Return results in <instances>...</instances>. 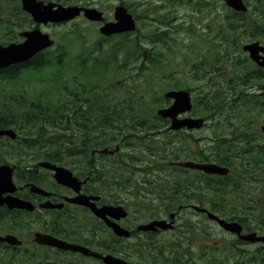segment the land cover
<instances>
[{
    "label": "rangeland",
    "instance_id": "rangeland-1",
    "mask_svg": "<svg viewBox=\"0 0 264 264\" xmlns=\"http://www.w3.org/2000/svg\"><path fill=\"white\" fill-rule=\"evenodd\" d=\"M42 1H52L63 6H85L97 8L98 10L104 12L107 20H114L115 8L122 4L128 7L131 14L135 17L137 21V30L133 33L122 36L120 35L116 38L105 41L103 40L104 37L100 33V27L102 26L101 23L90 22L81 16L74 21L61 25L49 24L38 26L33 22L32 18L21 9V0H0V44L6 45L7 43L16 42L21 39V33L38 28L42 32L49 34L55 42H57V46L68 48L70 52L68 57L74 58V61L77 57H80V55H82L87 62L92 61L93 58L102 59L108 56L110 52L120 43L126 45L128 48L131 46L139 49L140 51H143L142 48H150L152 50L160 49L164 52L160 59V63L153 66L143 61L140 51L127 57V48L122 47L123 49L121 48V53H118V61L115 63L111 62L109 69H107L103 76H101V89H103L105 96H108L110 100L109 105H121L123 101L127 102L128 99H131L130 96H134L136 100H139V104L137 105L140 107L141 117L144 118L148 124L157 125V128H150L153 130H145L150 134H145L144 137L135 136L129 138L125 142H122L121 137L126 130H121L120 127H117L116 125L107 127L102 130H104L107 136L114 138L115 141L107 145L105 148L115 152L117 147L120 148L121 145L119 152L112 156L109 155L105 157L96 155L93 159L90 154L87 157L79 155L73 158V165H64L72 169L77 174L80 172L81 168L86 170V173L88 170H92V168H94L93 163L88 162V160H95L97 165L105 168L102 171V176H105L103 180L111 184L110 189L107 191L108 193H106V191L103 193L107 201L112 202L118 196L119 198L124 199L133 196L131 187H128L127 191H125L121 189L120 186L116 185V179L120 176V174H125L129 177L134 176V180L141 182H143V180H154V178L160 179L161 176L163 178L168 177L167 173L170 170L168 165L172 161L174 142L179 144L178 148L185 146L186 148L184 147V150H188L189 152H192L194 149H198L199 144H201V148L210 151L212 154L213 147L220 146L219 139L230 138L229 134L230 131L233 130V127H228V124H225L224 119L218 114H214L213 117H206L201 110L202 106H197L198 99L202 98L205 92L213 89L214 87H217L219 91L222 90L220 92V98L227 95L224 88L227 86L225 76L226 74H230V69H228L229 71L225 69L227 64H223L220 67L218 66L215 69L209 68L211 62L214 60L213 56L218 53V46L221 44V41L219 40H215V42L214 39H210L214 38V35L210 36V28L212 27L213 21L212 18L215 17L216 14L219 18H222L224 15L232 13V10L227 8L224 4V0H192V2L189 0ZM198 3L202 5H199ZM249 3L250 7L248 20L252 23V19L256 15L257 10L252 7L255 4L254 0H250ZM206 4H208V6H206ZM206 7L207 10L202 13V10ZM150 11L156 12L158 16L155 17L154 14L149 15ZM249 27L250 26L248 25V29ZM153 30H156V32L166 30L168 36L170 37L169 42H167L166 45H150L149 37L152 35ZM244 30H240L238 40L235 45L236 48L234 47L235 42H230L227 46L230 49L233 48V51H236L233 55V57L236 56L237 58L235 62H243L238 65V69L241 73L256 69V65L252 63L248 54L244 53L242 47L245 44L254 42H260L264 45L263 39L260 37L252 38L249 36L250 32L245 33ZM99 43L102 44V50H100ZM200 62H203V64ZM90 74L91 69L87 71L86 75ZM32 75L34 77H39V75ZM72 75L67 74L68 77ZM85 78L86 79L81 78L83 83H80L85 85L87 92H90L91 89L95 87H93V82H89L87 77ZM96 78L97 76L93 77V79ZM23 82V86L27 88L26 93L30 94L32 97L39 95L38 93L40 92L41 96L45 99L52 100V95L56 92L55 90L47 91L48 85L41 88L35 78H31L27 81L24 77ZM66 83L70 84L71 78L68 79ZM259 83L263 84V82L257 81L251 82L248 86L242 85L240 87L241 95L249 96L257 94V96H261V101L264 100V93L259 89H256ZM176 84H181V88L190 91L192 94L194 109L188 116L204 118L206 123L202 129L188 132L181 131L178 134H174L173 131L171 132L167 130L168 124L155 118L157 110L165 108L169 105V102L165 98V94L169 91L175 90L174 87ZM71 85L74 86V83L72 82ZM24 87H22V89ZM12 99L13 97L11 98L9 95L6 97L4 94L0 93V109L4 107L5 103L11 101ZM93 101H96V99ZM67 105H69V108L73 107V103L70 100H68ZM83 109L84 107L81 108V111H84ZM262 119V125L258 128L260 132L257 134V141H254L253 145H256L257 143L264 145V133L261 132V127L264 126V113L262 114ZM102 130L98 132L99 135L102 134ZM138 131L139 130H137V132ZM47 132H52V130ZM69 132L71 131L69 130ZM27 134L28 131L18 132L17 141L0 138V164L5 163L1 161L3 157L6 158V163L13 164L19 167V169L25 168L30 166L32 163H37L39 161V155L42 153V150L40 149L41 147L38 148L36 143L26 141L28 138V136H26ZM72 140L75 142H70V145L77 143V138H73ZM79 142L80 140L78 139V143ZM42 144H44V146H48V143H41L40 145ZM235 144L240 145V143ZM25 145L32 146L28 147ZM157 147H160V150L165 147V150H167L166 153L164 154V151H153L156 149L159 150ZM220 147L222 149L226 148L222 146ZM150 149L153 150L149 151ZM210 152L207 153L210 154ZM124 164H128L129 168H124V166H122ZM160 165L168 166V169L166 170L167 173L157 172ZM262 166L263 167L261 169L256 168V172L250 179L251 185L247 189L241 188V192H239L240 197H242V195H246V191L248 192V197H252L251 203L252 207L255 209L250 211V213H252L251 215H248L249 213L246 215L245 211L241 210L238 206L231 204L232 198L229 191L230 186L225 187V190L223 191L227 192L225 196L223 193H209L211 202H218L219 198L224 199L226 201V205L230 206L229 208L233 213L237 212L241 215V217L246 220L244 223L246 224L249 232L256 231L258 233H264V230H262L264 229V219L261 221V219L264 218V164H262ZM251 167V165H248L249 169H251ZM110 177L112 179H110ZM234 178L236 177L232 174L231 179L234 180ZM17 179L18 176H16V181L18 182L19 180ZM151 185L156 187L161 186L154 184ZM104 186L105 190L109 187L106 186V184ZM143 186L145 187V185ZM147 187H145L147 192L145 198L153 201V203H150L151 209L144 211L135 205H132V207L128 209V220L134 229L139 224L149 222L152 219V214L155 213H160L159 218H169L170 213L165 210L167 201L162 199L159 195H149L148 192L150 191H148L149 189ZM171 209L172 211L174 210V208ZM146 214H148L147 217ZM201 222V219L191 215H186L182 218V223L185 224V231L186 229L193 230V224ZM42 226L43 219L38 215H20L19 219L3 215L0 220V234L4 235L6 233H14L16 236H19L27 241V247H29L32 246L33 233L40 230ZM207 228L210 232L209 241L207 242L209 244V248L207 250L210 251L207 252L209 253L208 255L211 253L220 254L218 256L221 257L230 255L228 257L231 258V260H236L237 256L240 258L250 257L260 248L258 245L240 246V251L236 256H234L233 252H229V247H231L234 242L233 240L236 238L222 231L216 224L211 223ZM96 231L103 236V229L98 227ZM180 239H182L181 234L179 235V233L176 232L162 233L161 235L151 239L147 237L146 242L143 239L140 240L138 238H132L129 241L131 246L129 248L130 251L128 253V259L132 260L134 264H140V262L143 263L147 259V256H155V254H157L156 252L162 251L161 248L169 246L171 243H174V246L178 243L184 248H188L184 244L178 242ZM216 244L218 248L216 247ZM190 246L193 247L191 250L193 258L197 260L198 263L203 264L205 260L203 261L199 257V255L202 254L201 247L195 246V243H190ZM29 248L32 250L31 247ZM121 250L122 249H120V251ZM3 251L4 250L0 248V252ZM171 252H173V250ZM37 253L38 256H44L40 251ZM48 255H52V257H54L53 252H49ZM88 261V264H98V262L93 260ZM157 262L158 263L156 264H163L162 258H159ZM76 264L83 263L77 262Z\"/></svg>",
    "mask_w": 264,
    "mask_h": 264
},
{
    "label": "trees",
    "instance_id": "trees-1",
    "mask_svg": "<svg viewBox=\"0 0 264 264\" xmlns=\"http://www.w3.org/2000/svg\"><path fill=\"white\" fill-rule=\"evenodd\" d=\"M192 2V0H189ZM248 3L250 0H247ZM255 4L252 6L257 10L256 15L252 19V23L248 20V14L232 12L228 15H224L222 18L216 14L213 17L211 35H214L215 40L221 41L218 53L213 56L214 60L211 62L209 68L215 69L218 66L227 64L225 69L229 71V75L226 74L227 86L224 87L227 95L221 97V91L217 87L205 92L202 98L198 99L197 106H202V111L206 117H213L214 114L220 115L225 124L228 127H233L230 131L229 139H225V143L228 146V152L234 154L231 158L228 157L225 160V165H230L233 160L240 158V162L243 161L246 164H242V174H250V169L248 165L252 167H257L261 169L264 164V145L256 144L253 145L254 141H257V134L260 132L258 128L262 125V114L264 113V100L261 101V96L257 94L244 96L240 93V87L248 86L251 82H263L259 83L256 89L264 91V70L256 68L255 70L246 71L241 73L238 69V65L243 62L236 63V56L233 55L236 51L233 48L230 49L228 43H234L236 48V41L238 40V35L240 30L245 28V33H249L250 37H260L264 40V0H254ZM199 5H202L198 3ZM176 6V5H175ZM208 6V4H206ZM250 6V3H249ZM209 9V8H208ZM207 7L202 10L206 11ZM158 16L156 12H149ZM160 21V16H159ZM248 25L250 26L248 29ZM169 36L166 30L161 32H152L149 37L150 45L159 46L160 44H167L169 42ZM216 42V41H215ZM218 43V42H217ZM127 48L128 56L138 53L140 50L134 47H127L126 45L120 43L115 49L110 53V58L97 59L94 58L92 61L87 62L84 58L78 59V65L73 69V65H66L64 62V54L61 53H49L46 55L48 58L46 60H40L38 56L34 58L33 61L20 66H15L10 69L0 72V90L5 89L10 93L13 99L9 102V106L0 112V128L12 127L19 132L28 131V136L26 141L33 143H41L44 139V143L53 145L64 144L67 142H75L72 140L75 136L72 132H68L71 128L74 134L81 133L78 138H81L80 147L73 146L68 149L65 148H51L42 146L40 149L43 151L41 157L43 159H56L59 161H66L70 156L76 153H82L81 151H88L91 148H99L105 145L111 144L114 138L107 136L102 129H106L110 126L120 127L121 130H126L122 135L121 141L125 142L131 137L143 136L145 134H150L145 130H153L150 128H157V125H151L146 122L144 118L141 117L140 107L137 104L139 100H136L134 96H130L127 102L121 105H109V98L105 96L103 89H101V76L104 72L109 69L111 62L118 61L119 49ZM122 48V49H123ZM140 51L143 61L149 65H157L160 63V59L163 56V51L160 49L152 50L150 48H142ZM109 57V56H108ZM53 58V59H52ZM91 63L89 68L91 69V74L86 75L89 68L88 64ZM203 64V62H200ZM113 64V63H112ZM230 64V66H229ZM62 65H64V71L68 72L72 67L73 71L76 70V75L71 79L74 86H62L66 80L63 79ZM56 67L55 71H50L51 68ZM105 67V70H104ZM104 70V71H103ZM49 71V72H48ZM24 74H35L41 75L45 74V78H41L43 81L40 84L41 88L47 87V91L55 90L56 92L52 95V100H47L43 96L39 95L30 96L26 93L27 88L22 84V77ZM115 74V72H114ZM93 75V76H92ZM92 76V77H91ZM97 76L96 79H93ZM89 82H93V89L87 92L85 85L81 84V78L86 79ZM103 80V79H102ZM83 83V82H82ZM22 87H24L22 89ZM223 88V89H224ZM175 90H180L181 84H176ZM4 92V91H2ZM8 94L7 92H4ZM96 101H93L95 100ZM68 100L73 103V107L69 108L67 105ZM168 101V100H167ZM201 101V102H200ZM108 102V103H107ZM141 103V102H140ZM65 107L68 110H65ZM84 107L86 112H80L81 108ZM156 119H160L157 115ZM163 121L162 119H160ZM123 122V123H122ZM67 124V126H65ZM122 124V125H121ZM52 130V132H47ZM78 130V131H77ZM80 130V131H79ZM102 130V134L99 135V131ZM137 130H139L137 132ZM57 134V135H56ZM69 134L68 136L65 135ZM233 142H242L241 146L237 147L232 145ZM172 145V144H171ZM32 146V145H29ZM169 147V146H168ZM156 150L150 149L149 151L162 152L164 154L167 150H160V147ZM51 149V150H50ZM60 152L64 154H60ZM171 155V150H170ZM64 159V160H63ZM172 159L174 160V154H172ZM124 168L128 169L129 165H122ZM168 166L160 165L158 172H166ZM167 173V172H166ZM168 177L160 179L154 178V180H143L137 181L133 177H129L125 174H120L116 179V185L120 186L121 189L125 190L131 187L133 191V196L129 199L117 198L116 202L125 204L127 207L131 208L132 205L146 211L150 209V203L152 200L145 198L147 195L145 187L149 184V195L157 193L162 199L166 200V209L174 208V171L169 170L167 173ZM111 178V177H110ZM112 179V178H111ZM163 179V180H162ZM115 182V181H114ZM162 183V184H161ZM106 184L111 186L107 181ZM161 185L160 187L153 186ZM145 185V187L143 186ZM245 185L242 179L235 183V187L241 189ZM212 193L216 194L223 193L224 196L227 192H222V188L218 189L213 183L211 184ZM217 189V190H216ZM221 191V192H220ZM239 194V193H238ZM247 196V197H246ZM238 206L241 210L245 211V214L251 215V210L255 209L252 207V198L248 197V194L242 195V197L237 198ZM216 208V206H214ZM213 208L214 210H216ZM238 208V209H239ZM220 211V209L216 210ZM148 214H146L147 217ZM228 218L232 221H239L244 223L246 221L237 212L225 213ZM18 217V216H17ZM151 217H157V213L152 214ZM20 216L18 217V219ZM264 218L261 219V221ZM245 224V223H244ZM264 224V222H263ZM240 243V242H239ZM237 243V244H239ZM2 247V246H0ZM238 246L233 245L232 248H237ZM2 249V248H1ZM3 252H0V264H56L57 260H51L46 256H38L37 252H42L41 254H49L48 250L39 247H33L22 249V248H3ZM238 252H234L233 255H237ZM227 256L211 255V259L206 264H264V248L260 247L258 251L251 255L250 257L237 256L236 260H231ZM158 263L156 260H151L150 264ZM58 264H72L70 261H66ZM196 264V263H194Z\"/></svg>",
    "mask_w": 264,
    "mask_h": 264
},
{
    "label": "flooded vegetation",
    "instance_id": "flooded-vegetation-1",
    "mask_svg": "<svg viewBox=\"0 0 264 264\" xmlns=\"http://www.w3.org/2000/svg\"><path fill=\"white\" fill-rule=\"evenodd\" d=\"M22 41H24V38L22 39L21 37V39H19L17 42L19 43ZM56 50H58L59 53L62 52V54H64V60H66L65 58H69L68 54L70 52L68 48L59 47L56 48ZM44 58V55H41L39 57L40 60H44ZM73 61L74 58H69L66 62V65H75ZM182 131L188 132L185 129H183ZM179 132L181 131H174V134H178ZM200 146L201 144H199L198 149H194L192 152H189L188 150L180 151L179 149L181 148H178L179 144H176V142H174L173 166L175 211H173V213L175 214V218L173 219L174 228L170 231L159 230L158 232H138L137 226L134 229L132 224L128 220V215L126 218L119 220V223L122 225V227L128 229L131 232V237L122 238L116 236L113 230L108 227V225L104 221H102L92 213L90 208L80 206L68 201V199H73L79 194H82L91 197L93 199L92 201L96 203L98 207L114 204L107 201L105 195L102 192L98 191L97 186L99 184L97 183L95 177L92 175L93 171H91L88 175L77 174L72 170L74 172V175L79 178L80 182H82L81 190L80 192H78L73 187L60 184L55 178V170L41 165L42 162H51L54 165L63 166L61 162L57 161L56 159H39L37 163H32L30 166L20 169L19 167L14 166V178L16 181V176H18L17 180L19 181H16L17 188L12 196L27 202H31L35 206V210L33 212H27L25 210L10 209L6 204H4L0 205V212L5 213L7 216H9V214L15 216L18 213L42 215L44 217V224L41 228V231H43L44 233L53 235L59 239H63L71 243L89 247L103 254L114 255L116 253L115 247H117V249L119 250L120 248L123 249V255L128 254L130 251L129 248L131 246V244H129V241L132 238H138L140 240L143 239L146 242L147 237L153 238L161 235L162 233L176 232L179 233V235L181 234L182 236V239H180V241L178 242L188 247L184 248L177 243L176 252L182 254V252L186 250L189 254L188 257H190L191 250L193 248L190 246V243H195V246L201 247L202 255L205 257L208 255L207 249L209 248V244L207 242L209 241L210 237V232L207 227L211 223H216L211 222L207 218V213L200 211V209L214 211L209 197L211 181L210 179L211 177H214L219 180L221 176L209 175L201 170L190 169L182 166L181 163L185 161H193L196 163H216L218 165H224L223 162L226 159V154L225 149L218 148L217 146L212 149V154L210 151H207ZM207 152H210V154ZM92 156L95 158L96 153ZM33 185H36L44 190L47 195L33 191ZM7 196L8 194L6 193L4 197ZM96 197H98L99 199L94 200V198ZM43 205L63 206L62 208H43ZM220 205L221 209L225 207L224 203H220ZM197 207L199 209H197ZM186 215L197 217L201 219L202 222L193 224V230L187 229L185 231V224L182 223V218ZM162 219H165L169 222L171 221L169 218ZM98 227L103 229V236L96 231ZM216 247H218L217 244ZM46 248L55 253H58L59 257L68 255L66 258L62 257L63 259H78L86 263H89L88 260H94L97 261L98 264H103V262L100 260L88 258L81 254L63 252L52 247Z\"/></svg>",
    "mask_w": 264,
    "mask_h": 264
},
{
    "label": "water",
    "instance_id": "water-1",
    "mask_svg": "<svg viewBox=\"0 0 264 264\" xmlns=\"http://www.w3.org/2000/svg\"><path fill=\"white\" fill-rule=\"evenodd\" d=\"M225 3L237 12L248 11V7L244 0H225ZM22 5L23 9L30 13L34 18V21L39 24H48L49 22H67L79 16L82 12H84L85 17L91 21L102 22L104 20L103 13L94 8H81L76 6L64 7L53 2L45 4L43 1L37 0H22ZM135 28L136 22L133 15L130 14L124 6H118L115 12V21L107 22L101 28V33L106 36H112L115 34L134 31ZM23 35L27 37V40L24 43L11 44L7 47L0 45V69L27 61L39 51L53 45V41L50 40V37L42 34L38 29L26 32ZM243 49L244 51L249 52L252 60H254L260 67L264 68V46L255 42L245 45ZM261 53H263V55H261ZM165 96L168 99H172L173 103L167 108L158 110L157 114L164 119L171 120V130H180L182 128H187L189 130L199 129L204 125L203 119L191 117H186L184 119L179 118L180 115L189 113L193 108L189 91H170L166 93ZM0 135H7L13 139L16 138V134L12 130H0ZM103 152H106V150ZM43 165L57 171L56 179L60 183L74 187L76 190H80L81 185L78 183V180L73 177L69 170L53 166L49 163H43ZM182 165L199 169L209 174H229V170L227 168L220 167L215 164H196L194 162H185ZM13 170L14 169L9 165L0 166V205L6 204L10 209L18 208L33 211L34 206L29 202L22 201L11 195L4 197L5 193H13L16 191V186L13 182ZM32 189L33 191L44 194V192L36 186H33ZM70 201L80 205L90 206L93 213L99 218L105 220L106 223L114 230L116 235L120 237L130 236V232L128 230L122 228L117 222L109 219L111 217L115 220H120L121 218L126 217L127 211L123 207L107 205L102 208H98L94 203H90V198L85 195H79L75 199H70ZM42 207H48V205H43ZM207 214L210 219L216 220L225 230L238 234L242 240L251 243H264V235L258 236L256 233L242 235V226L239 223L228 222L210 212H207ZM171 217L173 218L175 216L171 215ZM157 227L168 229L171 228L172 225L167 224L166 221H153L147 225L139 226L138 230L155 231ZM34 241L43 246L56 247L64 251L79 252L85 256L101 259L105 264H129L127 261L112 255L103 256L102 254L92 251L87 247L68 243L41 232L35 233ZM0 242L8 243L10 245H22V241L14 235L0 236Z\"/></svg>",
    "mask_w": 264,
    "mask_h": 264
}]
</instances>
